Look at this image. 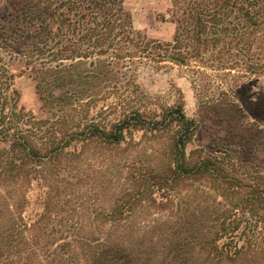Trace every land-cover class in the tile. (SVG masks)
Returning a JSON list of instances; mask_svg holds the SVG:
<instances>
[{
  "label": "trees",
  "instance_id": "obj_1",
  "mask_svg": "<svg viewBox=\"0 0 264 264\" xmlns=\"http://www.w3.org/2000/svg\"><path fill=\"white\" fill-rule=\"evenodd\" d=\"M170 1L175 31L160 42L134 28L123 0H0V264H264L263 169L251 172L222 150L187 154L197 123L182 103L157 110L129 103L139 89L131 72L142 59L181 66L196 59L215 69L230 61L244 75L263 73L264 0ZM15 59L33 75L42 117L18 104ZM87 59L90 68L80 69ZM86 78L114 84L110 122L80 119ZM133 130L170 131L169 142L152 163L135 164L110 209L92 214L106 226L82 227L76 215L58 214L59 176L77 147L117 146ZM34 181L46 189L44 206L28 221ZM183 188L190 193L178 199ZM135 198L173 205L162 223L171 224L170 236L158 232L156 242L137 245L152 235L133 238L124 225L138 217L130 212Z\"/></svg>",
  "mask_w": 264,
  "mask_h": 264
},
{
  "label": "rangeland",
  "instance_id": "obj_2",
  "mask_svg": "<svg viewBox=\"0 0 264 264\" xmlns=\"http://www.w3.org/2000/svg\"><path fill=\"white\" fill-rule=\"evenodd\" d=\"M170 4V0H123L124 7L131 13L134 28L160 42L171 41L175 31V24L168 13ZM262 57L264 60V53ZM89 60H81L80 69L90 68ZM64 62L68 65L72 61ZM22 66V60L12 61L14 88L19 94L18 104L42 117L36 82L32 73ZM225 67L211 68L208 63L196 59L191 60L187 66L170 61L142 59L131 72L139 89L129 103L137 100L151 110L182 103L186 116L197 123L195 134L186 145L187 154L194 149L206 152L222 150L227 154L231 152L245 162L247 170L253 172L263 169L264 172V72L244 75L243 68L230 61ZM113 85L111 80L84 79L82 114L79 116L82 122L104 123L113 120ZM70 120L68 116L65 129ZM169 134L170 131L157 134L133 130L126 132L125 140L117 146L99 141L79 145L67 163L64 161L66 171L59 176L62 177V203H54L58 214L76 215L78 226H106L104 222L93 221L92 214L110 209L115 196L127 184L130 170L135 164L152 163L155 160L154 152L164 149L169 142ZM45 191L43 186L34 181L31 190L27 192L28 202L23 214L28 221L36 213L42 212ZM188 193L190 190L183 188L178 189L176 194L178 199H184ZM157 199L162 200L160 196ZM192 199L188 208L194 210L195 201ZM134 203L130 212L136 213L138 217L131 223L127 220L124 225H132L133 238L139 237L144 230L151 231L152 235L135 239L137 245L145 248L151 241L156 242L158 232L170 236L171 224L162 223L170 210L174 209L173 205L157 206L148 199L139 201L136 198ZM153 218H157V221H153ZM185 235L186 232H182L178 237ZM175 240L189 241L190 238L184 240L176 237Z\"/></svg>",
  "mask_w": 264,
  "mask_h": 264
}]
</instances>
